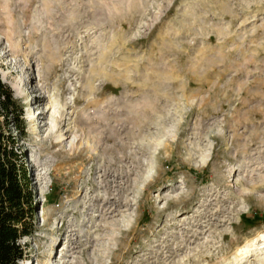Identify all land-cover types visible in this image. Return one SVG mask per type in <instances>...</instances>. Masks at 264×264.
<instances>
[{
	"label": "rangeland",
	"instance_id": "obj_1",
	"mask_svg": "<svg viewBox=\"0 0 264 264\" xmlns=\"http://www.w3.org/2000/svg\"><path fill=\"white\" fill-rule=\"evenodd\" d=\"M0 81L19 264H264V0H0Z\"/></svg>",
	"mask_w": 264,
	"mask_h": 264
},
{
	"label": "trees",
	"instance_id": "obj_2",
	"mask_svg": "<svg viewBox=\"0 0 264 264\" xmlns=\"http://www.w3.org/2000/svg\"><path fill=\"white\" fill-rule=\"evenodd\" d=\"M24 126L20 105L0 81V264H19L20 239L33 231L31 176L19 145Z\"/></svg>",
	"mask_w": 264,
	"mask_h": 264
},
{
	"label": "bare ground",
	"instance_id": "obj_3",
	"mask_svg": "<svg viewBox=\"0 0 264 264\" xmlns=\"http://www.w3.org/2000/svg\"><path fill=\"white\" fill-rule=\"evenodd\" d=\"M41 113H42V112H41ZM41 113H40V114H41ZM96 139H97V138H96ZM160 141H161V140H160ZM159 144H162V143H159ZM166 145H167V144H166ZM79 156H80V155H79ZM77 157H78V156H77ZM79 158H80V157H79ZM105 175H106V173H105ZM53 229H54V228H52V230H53ZM51 248H52V247H51ZM243 252H247V249H245ZM244 254H245V253H244ZM50 256H51V255H50ZM52 259H53V258H52ZM50 260H51V259L49 258V262H50Z\"/></svg>",
	"mask_w": 264,
	"mask_h": 264
}]
</instances>
